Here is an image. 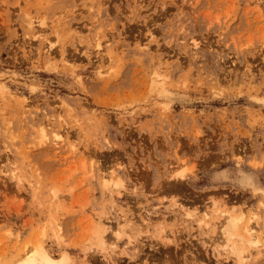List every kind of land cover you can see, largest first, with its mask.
<instances>
[{
	"label": "rangeland",
	"instance_id": "rangeland-1",
	"mask_svg": "<svg viewBox=\"0 0 264 264\" xmlns=\"http://www.w3.org/2000/svg\"><path fill=\"white\" fill-rule=\"evenodd\" d=\"M230 215L264 264V0H0V264H240Z\"/></svg>",
	"mask_w": 264,
	"mask_h": 264
},
{
	"label": "bare ground",
	"instance_id": "bare-ground-1",
	"mask_svg": "<svg viewBox=\"0 0 264 264\" xmlns=\"http://www.w3.org/2000/svg\"><path fill=\"white\" fill-rule=\"evenodd\" d=\"M184 172L181 171V173L178 174V180L179 177L181 178L185 175ZM102 179L105 181L104 177H102ZM179 181L182 180L180 179ZM149 221H151V219H149ZM241 221H243L242 215L240 217H233V215H230L224 219V225L222 227L224 241L221 249L224 252L232 253L239 260L240 264H245L249 258V255L246 254V248L250 247L261 250L262 246L258 240H254L255 229L251 223L253 218H250L243 228L240 227ZM55 232L56 236L54 241L59 243L61 238L60 229H57ZM111 233L116 237L119 236L117 232L113 231ZM232 238H236L238 240L234 242L232 241ZM239 246H242V248ZM66 260V258H63L61 262H57L53 254L50 253L44 245L39 243L31 247L26 246L24 248V252L20 254L19 258L11 264H67Z\"/></svg>",
	"mask_w": 264,
	"mask_h": 264
}]
</instances>
